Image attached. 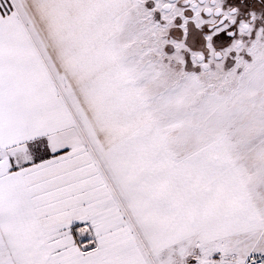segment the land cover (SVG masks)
Wrapping results in <instances>:
<instances>
[{"label":"snow or ice","instance_id":"6c2138e0","mask_svg":"<svg viewBox=\"0 0 264 264\" xmlns=\"http://www.w3.org/2000/svg\"><path fill=\"white\" fill-rule=\"evenodd\" d=\"M0 264H264V0H0Z\"/></svg>","mask_w":264,"mask_h":264}]
</instances>
